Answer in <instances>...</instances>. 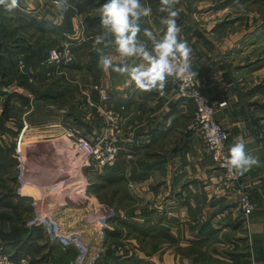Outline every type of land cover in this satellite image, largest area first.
Returning a JSON list of instances; mask_svg holds the SVG:
<instances>
[{
	"label": "crops",
	"instance_id": "1",
	"mask_svg": "<svg viewBox=\"0 0 264 264\" xmlns=\"http://www.w3.org/2000/svg\"><path fill=\"white\" fill-rule=\"evenodd\" d=\"M105 2L70 0L72 7L62 20H57L60 14L53 0H19V8L7 11V28L13 31L23 27L17 37L22 36L32 45L38 41L43 44L47 38L53 37L57 45L51 50L70 45L81 67L65 66L58 70L53 65L54 75H48L50 77L44 83L64 78L76 88L72 104L81 113L78 119L82 125L65 118L66 109L50 103H36L33 95L16 83L2 88L4 94L20 93L14 89H21L20 94L30 98V106H23L15 98L11 103L14 109L12 118H1L7 97L0 96V216L5 214L13 219L18 208L24 212L22 217L26 227L31 229L27 223L32 217V202L37 200L41 212L56 221L64 234L82 232L85 235L90 247L87 264H93L105 254L111 240L104 236V230L114 231L119 224L109 223L116 216L115 210L93 194L94 184L100 182L94 175L104 176L105 168L93 166L83 170L82 176L89 186L85 198L78 196L81 200L90 197V201L84 202L83 206L73 202L70 203L72 207H67L69 198L61 193L68 188L63 185L70 174L71 150L65 137L60 135L68 127L92 141L103 135L106 120L97 109L88 105L87 100L100 105L99 93L104 91L110 96L108 108L121 114L117 132L119 154L138 171L142 170V163H149L152 167L145 180L134 181L126 174L127 181L133 184L139 202L144 204L155 200L157 209L162 210L160 204L169 208L166 213L157 210L152 220V224L160 221L167 242L150 255L141 248L134 257L151 264H194L192 256H179L176 249L195 247L209 254L217 264H264V64H230V60L245 55L253 58L251 54L264 47V0H179L175 8L179 13L180 37L187 40L192 49L191 70L197 73L195 79L207 100L217 107V121L230 133L226 143L228 152L237 138H242L246 152L259 161L249 170H236L240 179L235 190L231 191L222 189V171L211 160L199 135L191 130L196 111L192 101L178 97L169 82L164 96L156 90L142 92L135 89L134 84L126 86V74L111 70L104 72L98 67L101 53L110 55L114 64L123 62L114 44L94 46L95 36L103 31L98 10ZM141 3L152 9L151 16L141 20L142 30L149 28L162 35L164 26L160 21L166 13L159 11L160 0H141ZM36 23L47 30L52 24L61 29V34L44 33L37 29ZM68 24L72 29L70 35L63 32ZM138 38L149 44L143 31ZM242 42L249 45L240 49ZM263 58L262 54L260 59ZM20 60L25 61L23 55L18 57L16 64L22 74L18 68ZM127 62L129 66L140 63L136 59ZM68 75H74L76 80L67 79ZM29 83L36 84V80L29 79ZM224 102L226 106L219 108ZM38 110L44 112V118H35ZM25 126L30 137L22 138L21 159L25 163L28 188L21 197L16 194L19 185L18 146ZM9 192L16 197L7 200L12 202L11 205L3 204L2 199ZM240 194L248 195L255 205L249 220H244L241 215ZM97 207L106 215L96 220L97 224L105 223L98 228L84 214L85 211L96 212ZM119 213L125 218L126 214ZM135 216V221L141 225L145 223L140 212ZM11 225L12 222L7 220L3 224L4 231L8 232ZM156 233L161 237L159 232L153 234ZM124 235L128 236L126 230ZM42 240L36 242L42 248L36 259L44 258L42 264H72L73 249L47 246ZM213 250L222 253L213 255ZM27 260L33 264L32 258L27 257Z\"/></svg>",
	"mask_w": 264,
	"mask_h": 264
},
{
	"label": "trees",
	"instance_id": "2",
	"mask_svg": "<svg viewBox=\"0 0 264 264\" xmlns=\"http://www.w3.org/2000/svg\"><path fill=\"white\" fill-rule=\"evenodd\" d=\"M3 11L7 24V11ZM36 27L44 33L50 32L51 34H55L58 32L61 34V29L52 24L48 26V30L44 29L43 25H39L37 23ZM19 30L22 32L23 27L13 31H10L8 28L6 29L7 37L5 45H1L0 32V96L5 95L7 97L3 105L4 109L1 118H12V112L14 109L11 103L15 98H17L23 106H30V98L26 97L24 94L17 92L4 94L2 92L3 87L8 88L12 84L16 83L19 88L29 91L33 95L36 103H50L59 108L66 109L67 115L65 118L72 119V121L76 122L78 126H81L82 124H80L78 119L80 118L81 113L72 104L73 96L76 95L75 93L77 92L76 88H73L72 85L68 86V84L65 87H62L61 82L64 78H56L50 84L44 83L47 77L54 75L55 67L47 64V60L49 58L51 48L57 45V40L53 37H49L43 44H40L38 41L32 45L22 36L19 35L17 37ZM71 31L72 29L70 24H68L63 30L66 35H70ZM21 55L24 56L28 66H33L34 69L39 70L38 73H36L35 70V74L33 76L36 80V84L29 83V76L19 74L16 64L18 57ZM95 61H97V58H95ZM66 67L74 69L80 68L81 66L76 60H74ZM67 125L71 126L69 124ZM123 157L124 156L122 154H119L114 166L104 169V176H98V174L94 175L96 180L100 182H96V184H94L92 188L93 194L103 203H106L115 210L116 216L110 219L109 223L119 222V224H117L118 227H116L114 231H110L108 229L104 230L106 238L110 240L111 238H114L115 241H111L107 244L105 254L97 258L93 264H151V262L140 260L135 257H125L123 254L117 255L116 252L112 250V243L119 244V240L124 236L125 230L128 235L130 234V229L134 230V232L138 234V239L141 241H144L146 237H153L158 240L167 239L165 229L159 224L160 221L157 220L154 224H152L153 215L157 213L155 209L151 210L147 207L142 208L140 213L145 220L143 225L138 223V221H135L136 213L130 214L131 212H134V210L131 212L125 211V218L121 217L119 213L121 211V206L119 207V205H116L114 202L115 197H117L120 193V188L123 187L124 182H127L128 179L134 181L145 180L149 174V170L152 169L149 163H142L143 168H141V171H138V168L129 166ZM128 168H130L131 173L130 177L127 179L128 175L126 176V174L128 173ZM15 195L16 194L9 192V195L4 196L2 199V203L11 205L12 202H8L7 200L12 197H16ZM122 202L123 198L121 197L120 204ZM27 211L29 210L27 209ZM22 213H24L22 210L16 208L15 217L13 219L5 214L0 216V247H4V253L9 255L10 259L16 263H20L21 260L30 257L33 259V264H42L44 258L41 257L36 259L42 250L41 247L36 245V242L44 238L45 231L42 227L28 229L25 221L23 220ZM7 220L12 222L11 229L8 232L4 231L3 227V224H5ZM154 231L159 232L161 237H159L157 233L153 234ZM51 251L53 252L52 249ZM187 255L193 257L194 264H217L209 254L198 250L195 247L189 248L187 250Z\"/></svg>",
	"mask_w": 264,
	"mask_h": 264
},
{
	"label": "built area",
	"instance_id": "3",
	"mask_svg": "<svg viewBox=\"0 0 264 264\" xmlns=\"http://www.w3.org/2000/svg\"><path fill=\"white\" fill-rule=\"evenodd\" d=\"M73 61L74 56L70 50V45H65L61 49L51 50L47 63L52 64L56 66L58 70H61ZM18 68L23 75L29 76L30 81H32L35 74V70L32 67L27 66L24 60H20L18 62ZM167 82L174 86V90L178 97L192 101L195 104L196 111L193 117L191 130L199 135L200 139L206 146L211 160L222 171V189L225 191L235 190V186L240 178L236 173V170L229 172L228 169L223 166L229 155L226 143L230 137V133L217 121V107L207 100L195 77L190 81L169 77ZM14 91L21 93V89L19 88H15ZM99 95L100 105H95L90 99L87 100V103L90 107L97 109V111L104 116L106 120L105 133L97 136L94 141L79 135L72 127L66 128L64 134L65 141L68 143V148L71 150L69 167L73 168V178L69 175V177L65 179L66 182L63 186L68 187V182L73 179L72 185H74V183L77 184L76 188L74 185L76 194L82 195L84 198L86 197V189L89 186V183L87 179H84L82 176L83 170L89 169L93 166L99 169L111 167L116 163L120 153L117 132L121 114L108 108V102L110 101V96L108 94L104 91H100ZM226 104V102L220 103L218 107H225ZM122 110H124L123 107ZM26 128L27 127L25 126L21 136L24 135ZM21 142L22 138L19 139L18 146L19 185L16 194L22 197L26 194L25 190L28 188V182L25 180L24 176L25 163L21 159ZM128 158H131V156H128ZM238 205L244 220H249L255 210V205L250 200L249 196L246 194H240ZM95 216H97L98 220L106 215L97 212ZM27 226L31 229L39 226L43 227L45 235L49 239L48 241L51 245L73 249L75 251L76 255L73 264H87L89 253L83 236L80 233L64 234L56 221L41 212L39 201L37 200L32 202V217L27 223ZM0 264H15L10 259V256L3 252V249H0ZM20 264L31 263L27 259H23L20 261Z\"/></svg>",
	"mask_w": 264,
	"mask_h": 264
},
{
	"label": "clouds",
	"instance_id": "4",
	"mask_svg": "<svg viewBox=\"0 0 264 264\" xmlns=\"http://www.w3.org/2000/svg\"><path fill=\"white\" fill-rule=\"evenodd\" d=\"M57 12V20L72 7L70 0H53ZM179 0H160L159 11L166 13L160 23L164 26L163 34L149 28H141L142 18L152 14L150 6L141 0H106L99 8L102 32L95 36L94 46L115 45L116 51L123 62L114 64L110 55L100 54L98 67L104 72L109 70L126 74V86L134 84L135 89L142 92L156 90L165 95V87L169 77L190 81L197 76L191 70V52L187 40L180 37L181 28L177 24L178 11L175 10ZM20 7L19 0H0V9L12 12ZM55 22V21H54ZM143 31L144 37L151 44L138 38ZM136 59L140 63L129 66L128 60ZM242 138H237L229 148L224 167L233 170H249L259 163L258 158L245 150Z\"/></svg>",
	"mask_w": 264,
	"mask_h": 264
},
{
	"label": "rangeland",
	"instance_id": "5",
	"mask_svg": "<svg viewBox=\"0 0 264 264\" xmlns=\"http://www.w3.org/2000/svg\"><path fill=\"white\" fill-rule=\"evenodd\" d=\"M247 45H249V43L242 42V46H240V49L247 47ZM240 49H238V50H240ZM254 54H251V56L253 58H247L246 55H245L243 57L230 60V62H231L230 64H235L233 66H240L241 64H243V65L246 66L248 64V62H257V63H262L263 62V64H264V58L263 59H260L261 56H262V54H263V57H264V47L261 48L260 50L256 51ZM74 60H75V58H74ZM263 64H261V65H263ZM73 76L74 75H72V76L71 75H68V78L67 79H69V80H72L73 79V81H75L76 78L73 77ZM61 84H63L64 87L67 84H68V86L71 85L70 82H68L67 80L66 81L65 80H62ZM24 90H22V92H25ZM35 118H44V112L42 110L36 111ZM64 134L65 133L60 134V135L61 136H64ZM20 138H24V136H21ZM72 170H73V168H70V170H69L70 177L73 176L72 175ZM128 172L131 173L130 168H128ZM130 173H127V175L130 176ZM72 180L73 179H71V181L69 182L70 184H69L67 190L65 192L61 193V196H66V198H69V204H68L69 206H67V207H72L70 205V203H73V202L74 203L77 202V203H79V206L80 205L83 206V203L84 202L88 203L90 201L89 200L90 197H87V199H83V200L79 199V196L76 194V190H75L77 184L74 183V185H75V188H74V185H72ZM129 181L126 182V185H124L125 187H121L120 188V191H119L120 193L114 199L115 204L116 205H119V207L121 206L120 209L122 211V214L124 213V215H125V211L126 212H131L133 210H134V212H131L130 214H132V213L138 214V212H140L142 210V208H146V207L148 209H151V210L152 209H155L156 211L157 210H159V211H165V213H166V211L169 212V208L166 207V204H164V205L163 204H160L159 205V206L162 207V210H160L161 208L160 209H157L156 207H154V204L156 202L155 200L154 201H150V202L148 201V203H144V204L142 202H139L140 201V200H138L139 195H138L137 191L134 190V188H132L134 186H133V184H130ZM160 187H158V188L160 189ZM121 197L123 198V202L120 204V198ZM86 207H88V206H85V208ZM114 207H116V206H114ZM96 209H97L96 212H93L91 210L90 212H86L85 211L84 214H85V217L87 219H89V222H92V224L96 228H98L100 226V224L102 225V224H105V223H104V221H101V223H98L99 225L96 223L97 216H95V213L99 212L100 211V208L97 207ZM114 215H115V213H114ZM102 218H104V217H102ZM80 234L84 238V241H85V243H86V245L88 247V253H89L90 247H89L88 241L86 240V237H85V235L82 232H80ZM136 234L137 233L134 232V230H131L130 229V234L128 236L127 235L126 236L124 235L123 237H121L120 240H119V244L112 243V246H111L112 247V250H114L117 255L123 254V255H125V257H134V256H136L135 255L136 252L141 251L142 249H144L145 253H147V254L150 255L153 251H156L158 247L162 246L163 243L167 242V239H164V240L159 239L158 240L156 238L154 239L153 237H148V239L145 238L144 241H141L140 239H138V234H137V236H136ZM104 236H105V234H104ZM48 240L49 239L45 235L42 241L43 242H46L47 246L63 248V247H60V246L51 245ZM111 241H115L114 238H111ZM0 249H4V247H0ZM63 249H66V248H63ZM187 250L188 249H181V248L180 249H176V253L179 256L191 257V256L187 255ZM3 252H4V250H3ZM211 253L213 255H215L217 253H220L221 254L222 252H217L216 253L213 250V251H211ZM74 260H75V256H74V259L72 261V264H73Z\"/></svg>",
	"mask_w": 264,
	"mask_h": 264
},
{
	"label": "water",
	"instance_id": "6",
	"mask_svg": "<svg viewBox=\"0 0 264 264\" xmlns=\"http://www.w3.org/2000/svg\"><path fill=\"white\" fill-rule=\"evenodd\" d=\"M0 28H1V45H5L6 37H7V33H6L7 25H6L4 11L2 9H0Z\"/></svg>",
	"mask_w": 264,
	"mask_h": 264
},
{
	"label": "bare ground",
	"instance_id": "7",
	"mask_svg": "<svg viewBox=\"0 0 264 264\" xmlns=\"http://www.w3.org/2000/svg\"><path fill=\"white\" fill-rule=\"evenodd\" d=\"M28 129V128H27ZM27 131V130H26ZM26 131H25V133H24V135L23 136H27V137H30V134L29 133H26Z\"/></svg>",
	"mask_w": 264,
	"mask_h": 264
}]
</instances>
